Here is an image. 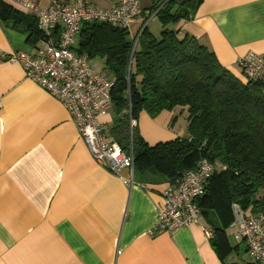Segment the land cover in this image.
<instances>
[{
  "label": "crops",
  "instance_id": "obj_1",
  "mask_svg": "<svg viewBox=\"0 0 264 264\" xmlns=\"http://www.w3.org/2000/svg\"><path fill=\"white\" fill-rule=\"evenodd\" d=\"M32 1L48 8L54 0ZM163 1L140 0L142 14ZM89 3L106 9L116 0ZM141 23L133 20L130 32ZM147 27L160 36L156 17ZM174 28L206 45L240 80L239 58L250 50L264 56V0H199ZM27 39L23 28L0 20V264H255L233 221L213 239L204 236L201 226L212 225L203 215L199 225L156 233L169 182L134 170L126 184L128 169L116 174L96 161L68 109L8 59L33 50ZM179 114L141 111L138 132L149 145L185 136L186 127L175 124ZM112 119L110 110L100 122L107 127Z\"/></svg>",
  "mask_w": 264,
  "mask_h": 264
},
{
  "label": "trees",
  "instance_id": "obj_2",
  "mask_svg": "<svg viewBox=\"0 0 264 264\" xmlns=\"http://www.w3.org/2000/svg\"><path fill=\"white\" fill-rule=\"evenodd\" d=\"M198 3L164 0L153 5L150 12L156 11L160 36L145 26L133 51L137 33L85 22L74 51L90 60L100 57L99 71L114 78L113 119L104 130L124 152L132 150L134 170H153L171 183L200 159L213 164L205 192L196 200L200 215L212 225L213 239L233 221V203L264 217V80H240L206 45L174 28L192 17ZM0 20L23 28L34 47L43 39L34 16L5 0H0ZM162 110L186 113V135L149 145L138 132V115L146 111L155 117Z\"/></svg>",
  "mask_w": 264,
  "mask_h": 264
},
{
  "label": "built area",
  "instance_id": "obj_3",
  "mask_svg": "<svg viewBox=\"0 0 264 264\" xmlns=\"http://www.w3.org/2000/svg\"><path fill=\"white\" fill-rule=\"evenodd\" d=\"M22 12L35 18L36 26L43 39L32 51H15L7 55L9 60L20 61L26 76L36 82L51 96L58 99L71 113L78 133L98 163L116 174L128 169L123 177L126 184L133 183V152H124L118 142L107 136L100 118L111 110L110 90L114 78L96 71L94 64L85 54L74 51L80 27L85 22H106L126 28L130 23L142 21L134 37L132 51L138 36L155 18L156 11L142 14L140 0H116L110 8H96L89 0H74L73 4L54 0L48 8L32 0H7ZM59 28V35L54 31ZM131 59L128 70H130ZM243 79L264 80V56L247 51L238 60ZM130 131L132 118L129 116ZM214 166L200 159L194 168L186 170L169 183L162 191V202L157 210L154 225L156 233L173 231L191 224L199 225L200 210L196 200L205 192L207 181ZM233 224L238 227V236L247 245L250 257L264 264V217L232 204ZM206 238L213 236L210 226L202 225Z\"/></svg>",
  "mask_w": 264,
  "mask_h": 264
},
{
  "label": "rangeland",
  "instance_id": "obj_4",
  "mask_svg": "<svg viewBox=\"0 0 264 264\" xmlns=\"http://www.w3.org/2000/svg\"><path fill=\"white\" fill-rule=\"evenodd\" d=\"M151 23H154L153 21ZM156 23V22H155ZM94 63H95V66L98 70H101L102 68V60L100 57H96L94 58ZM186 113H182V114H179L177 116V120L175 121V124L177 125V127L179 128H184L186 127Z\"/></svg>",
  "mask_w": 264,
  "mask_h": 264
}]
</instances>
